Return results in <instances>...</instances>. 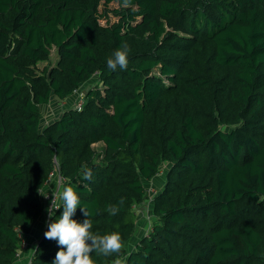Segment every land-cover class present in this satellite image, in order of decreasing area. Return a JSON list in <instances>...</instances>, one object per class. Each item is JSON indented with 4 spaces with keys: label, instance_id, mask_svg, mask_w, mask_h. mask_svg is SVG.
<instances>
[{
    "label": "trees",
    "instance_id": "obj_1",
    "mask_svg": "<svg viewBox=\"0 0 264 264\" xmlns=\"http://www.w3.org/2000/svg\"><path fill=\"white\" fill-rule=\"evenodd\" d=\"M125 46L127 69H108ZM94 76L79 109L41 126V105ZM55 169L92 232L122 237L95 264H264V0H0V264L46 217ZM62 211L25 264H52Z\"/></svg>",
    "mask_w": 264,
    "mask_h": 264
},
{
    "label": "clouds",
    "instance_id": "obj_2",
    "mask_svg": "<svg viewBox=\"0 0 264 264\" xmlns=\"http://www.w3.org/2000/svg\"><path fill=\"white\" fill-rule=\"evenodd\" d=\"M128 53L129 49L126 46L117 49L107 60V68L113 71L117 68L126 70ZM85 179H90V173L85 174ZM60 199L62 205H57L55 208L62 207V214L57 220L49 223L44 233L46 239L56 240L60 246L52 264H95L91 258L93 252L111 256L122 250L124 242L119 233L99 235L92 232V221L87 218L89 213L81 207L80 197L74 188L64 187ZM77 208H80L86 217L82 223L73 218ZM118 210V206H109L110 214L114 215ZM51 214L49 211V215Z\"/></svg>",
    "mask_w": 264,
    "mask_h": 264
},
{
    "label": "rangeland",
    "instance_id": "obj_3",
    "mask_svg": "<svg viewBox=\"0 0 264 264\" xmlns=\"http://www.w3.org/2000/svg\"><path fill=\"white\" fill-rule=\"evenodd\" d=\"M115 6H116L115 3H111L109 5V7H115ZM110 16H111V21L115 20V18L112 15ZM105 22H106L105 19L101 20V23H105ZM50 58H51L50 59L51 64H54L57 59V56L54 50L51 52ZM96 82H97V79L94 76L87 82L80 84V86L77 88L74 94H72L68 98L63 99L61 101L56 98L51 97L49 104L41 105V126H43L45 123L50 122L54 118H57L65 109L75 106L77 102L82 100L84 93L87 91V89L90 88L92 85H94ZM93 146L94 148H100V144H97V143L94 144ZM56 169H55L56 174L51 180L55 181V183H58L57 187H59V185H61V181L59 179V173H57ZM161 180H162V177H158L157 179H153L151 181H145V185L155 194L156 193L155 188L160 186ZM49 191L50 190L47 189V186H45L42 193L47 194V192ZM148 195L150 197H148ZM152 196H153L152 193L147 194L146 200L134 207V209L137 212L136 214L137 215L136 234L138 232V235L145 234L147 229L150 227V223L152 219L151 218L152 216L151 208H152V203H153ZM42 198H46V197L42 195ZM136 238H139V237H135V239Z\"/></svg>",
    "mask_w": 264,
    "mask_h": 264
},
{
    "label": "crops",
    "instance_id": "obj_4",
    "mask_svg": "<svg viewBox=\"0 0 264 264\" xmlns=\"http://www.w3.org/2000/svg\"><path fill=\"white\" fill-rule=\"evenodd\" d=\"M97 144H100V148L103 145V143H101V142H98ZM57 184L58 183H55V181L51 180V182L47 186V189H49V190L56 189ZM60 192L62 193V191H60ZM46 205H47V203H46ZM40 219H41V222L36 223L35 227L30 231V233L27 236H25V240L27 242V245L22 249L21 256L19 259H17V264H25L27 256L29 254V250H31L32 248L35 247L36 241H37V239L40 235V231L42 229V224L45 222L46 217L44 215H42ZM139 236L140 235H138V232H137V234L135 233V235L133 237V239H134L133 241L136 240L135 237H139Z\"/></svg>",
    "mask_w": 264,
    "mask_h": 264
},
{
    "label": "built area",
    "instance_id": "obj_5",
    "mask_svg": "<svg viewBox=\"0 0 264 264\" xmlns=\"http://www.w3.org/2000/svg\"><path fill=\"white\" fill-rule=\"evenodd\" d=\"M82 100L76 103V108L79 109L82 106ZM58 173V172H57ZM55 170L50 174V177L48 179V181L46 182V186H48V184L51 182V179L55 176ZM59 179L61 181V185L63 183V179L61 178V176L59 175ZM61 185H59V187H57L56 189H52L49 192H47V195L45 196L46 198H43L45 203H47L46 205V217L48 218L49 216V211L52 213L54 210H56L57 208H55L58 203L57 201L60 199V194H61ZM148 193H154L152 192L150 189L148 190ZM147 193V194H148Z\"/></svg>",
    "mask_w": 264,
    "mask_h": 264
}]
</instances>
